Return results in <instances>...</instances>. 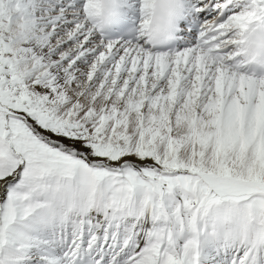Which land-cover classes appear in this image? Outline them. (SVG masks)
Masks as SVG:
<instances>
[{"label":"snow or ice","instance_id":"1","mask_svg":"<svg viewBox=\"0 0 264 264\" xmlns=\"http://www.w3.org/2000/svg\"><path fill=\"white\" fill-rule=\"evenodd\" d=\"M0 264H264V0H0Z\"/></svg>","mask_w":264,"mask_h":264}]
</instances>
